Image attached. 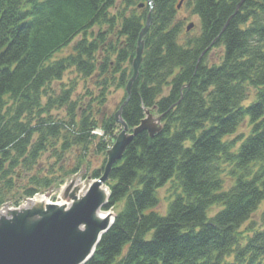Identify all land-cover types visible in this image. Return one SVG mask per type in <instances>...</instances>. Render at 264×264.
I'll use <instances>...</instances> for the list:
<instances>
[{"label": "trees", "instance_id": "trees-1", "mask_svg": "<svg viewBox=\"0 0 264 264\" xmlns=\"http://www.w3.org/2000/svg\"><path fill=\"white\" fill-rule=\"evenodd\" d=\"M114 4L0 0V207L12 187L11 170L20 164L31 170L61 126L74 133L61 144L66 150L70 142H87L96 127L86 110L73 114L69 124L43 117L51 105L40 102L48 84L70 68L90 77L114 76L126 61L131 66L149 8L143 22L133 13L110 15ZM188 5L199 18L200 34L180 40V25L173 22L178 0H152L142 63L121 118L131 130L149 110L162 115V129L153 136L135 135L112 166L103 210H117L84 264H264V207L260 223L241 231L264 204V0H188ZM94 25L108 29L93 36ZM115 28L120 49L105 40V32ZM78 35L71 47L76 55L56 60ZM217 46L223 48L221 61L204 63ZM131 74L132 68L129 76L122 75L124 85ZM251 94L254 100L244 104ZM69 98L66 90L58 102ZM245 120L246 137L223 139ZM115 125L113 115L103 127L106 137L115 138ZM99 146L106 155L110 145L102 139ZM104 164L105 158L93 178ZM224 167L231 176L227 188ZM169 181L176 192L161 214L157 190ZM31 184L24 192L28 197L51 186V180ZM213 206L218 209L210 214Z\"/></svg>", "mask_w": 264, "mask_h": 264}, {"label": "rangeland", "instance_id": "rangeland-1", "mask_svg": "<svg viewBox=\"0 0 264 264\" xmlns=\"http://www.w3.org/2000/svg\"><path fill=\"white\" fill-rule=\"evenodd\" d=\"M150 8L148 6L147 0H133L132 3H127L126 0H115V4L111 7L108 12L110 15H120L128 16L130 14H137L141 21L144 22V16L146 11ZM120 21L116 20V26H118ZM175 24H179L181 28V33L178 37L180 40H186L187 37L194 38L200 34V24L197 15L193 14L191 7L188 5V0H185L183 4L180 5L179 9L173 18ZM193 24L190 30H186V26ZM108 29L107 25H94L91 32L93 36L99 32H104ZM116 28L110 33L105 32V40L112 42L115 47H119L122 43L121 39H117L115 35ZM81 38V35L75 37L69 46H66L57 53L55 59H63L69 55H76L72 51V44ZM223 48L221 46L211 48L207 55L204 57V63L208 65L218 64L222 59ZM97 54H95V62H97ZM114 61L115 55L111 56ZM131 72L130 62L126 61L121 65L120 73L111 75L99 76L98 72L92 74L90 77H84L77 72L75 68L67 69L62 78L58 81H51L47 86L48 94L43 96L40 102L45 105L50 102V109L48 113L43 114L45 118H51V121H64L69 124L72 120V115L76 114L78 117L83 110H86L87 115H91L93 121L96 124L94 130L91 131L90 135L87 137V142L85 140L79 141V143L73 144L70 142L69 149L66 150L61 148L63 141L67 140V137H72L74 135L71 127L67 125L61 126L58 132L59 136L49 137L46 145V150L40 154L35 162L34 167L31 170H26L22 164L16 166L12 169V187L6 194L5 203L0 207V209L8 208L14 209L23 203L30 201L36 195H43L45 197H50L53 201L61 199V196L69 200L71 190L68 196H65V191L68 185H73L78 187L86 186L88 187L92 180V173L102 167V162L104 161V151H99V142L103 139L105 143L111 145L113 138L104 135V126L110 117L118 110L119 106L122 104L125 98L124 92V79L122 80V75L125 77L129 76ZM69 90L70 98L68 102L60 103L59 98L62 97L63 92ZM166 91L164 93L166 94ZM254 94V92H253ZM51 97L50 99H48ZM253 95L249 97L244 104H248L253 101ZM57 102V103H56ZM74 103L76 106L75 111H71L70 105ZM41 107V106H40ZM37 116L36 114L34 117ZM33 123L37 122L34 118ZM32 119V118H30ZM120 129L119 125H115L114 133ZM250 132V125L248 121L245 120L238 127L236 132L230 136L223 138L225 141H233L238 139V137L244 138ZM37 137L34 134L33 139ZM241 141L236 143L239 146ZM79 166V167H78ZM76 167L78 169L71 173ZM223 173L221 178L223 181V186L227 188L231 184V176L228 172V168H223ZM33 176V180H41V178H47L51 180V186L48 188L40 189L38 193L31 197L25 195V190L32 188L33 180L30 178ZM106 184V183H105ZM80 186V187H79ZM35 188H37L35 186ZM175 182L169 181L163 187L157 190V196L159 197V205L156 210L161 214L165 213L168 203L174 196ZM77 190V191H78ZM76 191V192H77ZM264 204H262L258 210L251 216V218L242 225L241 231L245 232L246 229L250 230L251 226L257 221L260 223L259 215L263 209ZM218 207L213 206L209 209V213L212 214L217 211ZM117 207L111 209L110 212L115 214Z\"/></svg>", "mask_w": 264, "mask_h": 264}, {"label": "water", "instance_id": "water-1", "mask_svg": "<svg viewBox=\"0 0 264 264\" xmlns=\"http://www.w3.org/2000/svg\"><path fill=\"white\" fill-rule=\"evenodd\" d=\"M183 1L179 0L178 8ZM147 2L150 4L151 0ZM150 23L151 11L137 39L135 55L131 63L132 74L124 87L126 99L114 114L116 122L122 128L116 135L113 145L106 151L102 174L92 181L85 199L77 202L64 213L55 209L48 217L37 220L30 229L22 228L20 231H16L13 224L1 222L0 264H82L93 254L101 235L112 224L114 215H111L110 223L107 221L100 223L93 218V213L106 204L102 202L103 200L101 201V190L99 189L105 184L112 166L121 159L127 145L135 135L147 131L150 136H153L162 129V115L157 116L149 110H145L144 118L131 130L121 118V111L130 97L132 85L139 74L144 49L143 37ZM192 26L193 24H189L186 30L191 29ZM72 188L73 185H70L66 189V196ZM75 190L77 191L78 187ZM71 195L72 192L69 196L72 197ZM81 225L85 226L83 231L77 229ZM99 230L101 234L95 242ZM91 246L92 250L89 252Z\"/></svg>", "mask_w": 264, "mask_h": 264}, {"label": "bare ground", "instance_id": "bare-ground-1", "mask_svg": "<svg viewBox=\"0 0 264 264\" xmlns=\"http://www.w3.org/2000/svg\"><path fill=\"white\" fill-rule=\"evenodd\" d=\"M69 186L70 185H68V187ZM75 189H76V185L73 186V188L71 189L72 197H70L69 200H65L66 198L63 199V197L61 196V199H57L56 201H53L50 197H45L43 195L41 196L36 195L30 201L21 204L16 209H8V208L0 209V223L7 222L8 224H13L15 226L14 229L16 231H20L22 228L30 229L37 220L48 217L55 209L60 213H64L77 202L84 200L87 193L90 190V185L88 187L86 186L80 187L77 192ZM100 190H101V194H100L101 201L103 200L102 202L104 203L108 199L107 196L108 190L105 186H102L99 189V191ZM64 191L66 190L64 189ZM111 215H112L111 213L103 211L102 207L100 206V208L93 213V218L94 220L99 221L100 223H103L105 221H107V223H110ZM21 221H23V223ZM77 229H79V231L81 230L83 231L85 229V226L81 225ZM100 234H101V230L97 232L95 242ZM91 250H92V246L89 252H91Z\"/></svg>", "mask_w": 264, "mask_h": 264}]
</instances>
